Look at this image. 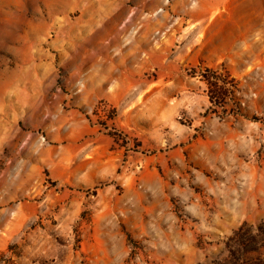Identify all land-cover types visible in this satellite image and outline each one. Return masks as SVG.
<instances>
[{
    "label": "rangeland",
    "instance_id": "rangeland-1",
    "mask_svg": "<svg viewBox=\"0 0 264 264\" xmlns=\"http://www.w3.org/2000/svg\"><path fill=\"white\" fill-rule=\"evenodd\" d=\"M244 222L264 0H0V264H215Z\"/></svg>",
    "mask_w": 264,
    "mask_h": 264
},
{
    "label": "trees",
    "instance_id": "trees-1",
    "mask_svg": "<svg viewBox=\"0 0 264 264\" xmlns=\"http://www.w3.org/2000/svg\"><path fill=\"white\" fill-rule=\"evenodd\" d=\"M215 75L205 78L211 89L210 99L212 102L226 98L227 90H222L228 83L222 80L217 72L209 70ZM222 82L223 85H219ZM234 244H229L227 256L215 264H264V222L249 225L244 222L229 237Z\"/></svg>",
    "mask_w": 264,
    "mask_h": 264
}]
</instances>
